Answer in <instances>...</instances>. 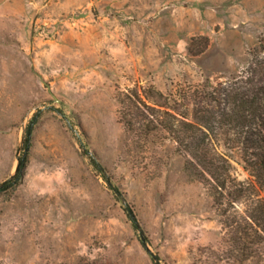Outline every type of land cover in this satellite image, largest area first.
Wrapping results in <instances>:
<instances>
[{"label": "rangeland", "instance_id": "obj_1", "mask_svg": "<svg viewBox=\"0 0 264 264\" xmlns=\"http://www.w3.org/2000/svg\"><path fill=\"white\" fill-rule=\"evenodd\" d=\"M253 81L264 0H0V187L33 120L24 174L0 190V264H264V240L242 256L184 152L164 130L127 131L116 99L150 88L172 108L189 91L191 111L203 91ZM215 130L228 189H243L222 207L245 223L264 202L258 160Z\"/></svg>", "mask_w": 264, "mask_h": 264}, {"label": "trees", "instance_id": "obj_2", "mask_svg": "<svg viewBox=\"0 0 264 264\" xmlns=\"http://www.w3.org/2000/svg\"><path fill=\"white\" fill-rule=\"evenodd\" d=\"M257 82L253 81L250 89L241 92L225 89L222 93L220 89L203 91L197 95L203 101L202 105L197 102V107L191 111L185 103L193 94L189 91L179 94L178 98L181 100L174 102L172 108H166L163 103L161 105L156 101L150 104L147 98H153V101L166 98L159 91L150 88L144 91V96L136 89L128 88L116 97L119 103L118 118L127 131L141 137L157 129L164 130L178 145L179 150L184 152V167L209 187L215 203L220 207L222 223L231 230V241L238 249L241 246L244 257L249 256L247 250L250 249V243L264 240V202L262 199H255L254 206L248 210L243 221L245 223L236 220V215L230 218L227 216L226 208L222 207V198L225 196L223 192L226 191L230 202H235L243 189L235 185L232 190L228 189L232 185L228 174L229 164L211 148L210 136L221 126L233 128L240 138L243 152L254 155L258 160L261 172L256 176L264 190V85L258 87ZM32 124L33 120L29 122L22 140L24 152L19 159L18 172L0 190L13 191L24 174ZM249 230H252V237Z\"/></svg>", "mask_w": 264, "mask_h": 264}]
</instances>
